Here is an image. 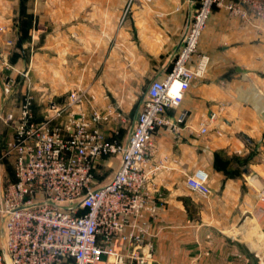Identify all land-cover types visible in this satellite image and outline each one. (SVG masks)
Wrapping results in <instances>:
<instances>
[{
  "label": "crops",
  "instance_id": "crops-1",
  "mask_svg": "<svg viewBox=\"0 0 264 264\" xmlns=\"http://www.w3.org/2000/svg\"><path fill=\"white\" fill-rule=\"evenodd\" d=\"M197 0H0V195L14 178L13 156L5 152L12 122L26 93L30 113L41 119L50 102L61 103L74 90L84 92L82 109L119 118L96 122L108 139L126 141L151 80L171 70ZM11 43L8 44L7 41ZM198 48L210 57L207 72L192 81L173 117L183 110L175 133L153 134L152 163L145 191L153 212L137 220L147 230L154 264H264V21L243 23L214 9ZM27 71V81L19 76ZM11 76L14 92L4 96ZM16 87V89H15ZM213 113L214 118L209 120ZM207 122L205 133L199 128ZM117 157L101 158L94 186L107 181ZM197 169L208 175L205 196L186 186ZM112 248L130 246L114 239ZM97 264H112L102 255Z\"/></svg>",
  "mask_w": 264,
  "mask_h": 264
},
{
  "label": "built area",
  "instance_id": "built-area-1",
  "mask_svg": "<svg viewBox=\"0 0 264 264\" xmlns=\"http://www.w3.org/2000/svg\"><path fill=\"white\" fill-rule=\"evenodd\" d=\"M214 9L243 23L264 21V0H197L171 70L163 80L149 82L124 143L106 138L96 125L121 113L85 112L80 90L69 92L67 101L50 102L39 120L30 113L29 93L18 117L4 115L12 122L5 152L13 156L14 178L5 182L0 195V264H7L5 256L10 264H97L103 254L112 264H154L147 230L137 224L144 212L154 211L145 191L148 175L161 166L150 162L152 138L160 127L177 133L184 125L185 111L171 117L167 109L176 108L191 82L209 68L210 57L198 45ZM0 67L11 68L1 52ZM18 74L29 89L27 71ZM14 85L13 77H4L3 95H11ZM206 124L200 133L207 131ZM106 157L118 158L117 169L94 186V170ZM185 183L203 196L209 193L204 170L192 172ZM116 238L130 247L113 249Z\"/></svg>",
  "mask_w": 264,
  "mask_h": 264
},
{
  "label": "rangeland",
  "instance_id": "rangeland-1",
  "mask_svg": "<svg viewBox=\"0 0 264 264\" xmlns=\"http://www.w3.org/2000/svg\"><path fill=\"white\" fill-rule=\"evenodd\" d=\"M15 89H16V87H15ZM14 91L15 90L13 89V92ZM253 225H254L253 229L250 230L249 232L250 233H256L257 235H261V236H263L262 238L264 239V227L259 225L255 220L253 221ZM262 254H263V257L261 256V258L263 259V262H264V244H263Z\"/></svg>",
  "mask_w": 264,
  "mask_h": 264
},
{
  "label": "water",
  "instance_id": "water-1",
  "mask_svg": "<svg viewBox=\"0 0 264 264\" xmlns=\"http://www.w3.org/2000/svg\"><path fill=\"white\" fill-rule=\"evenodd\" d=\"M5 259H6V263L10 264L9 258L7 256H5Z\"/></svg>",
  "mask_w": 264,
  "mask_h": 264
},
{
  "label": "bare ground",
  "instance_id": "bare-ground-1",
  "mask_svg": "<svg viewBox=\"0 0 264 264\" xmlns=\"http://www.w3.org/2000/svg\"><path fill=\"white\" fill-rule=\"evenodd\" d=\"M175 86V85H174Z\"/></svg>",
  "mask_w": 264,
  "mask_h": 264
}]
</instances>
